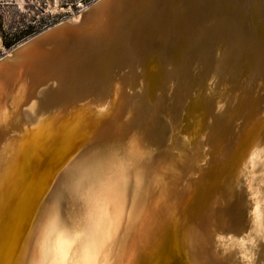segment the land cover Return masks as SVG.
<instances>
[{"label": "bare ground", "instance_id": "obj_1", "mask_svg": "<svg viewBox=\"0 0 264 264\" xmlns=\"http://www.w3.org/2000/svg\"><path fill=\"white\" fill-rule=\"evenodd\" d=\"M84 11L0 56V264H33L42 243L88 228L111 237L109 264H264L251 215L264 195V0H108ZM155 42L157 75L145 61ZM110 62L130 64L123 86L101 84ZM48 77L26 101L28 85ZM175 84L184 104L171 125L185 145L166 155L161 103L147 114L142 101ZM84 145L100 153V187L69 200L67 215L56 204L26 236L35 194Z\"/></svg>", "mask_w": 264, "mask_h": 264}, {"label": "water", "instance_id": "obj_2", "mask_svg": "<svg viewBox=\"0 0 264 264\" xmlns=\"http://www.w3.org/2000/svg\"><path fill=\"white\" fill-rule=\"evenodd\" d=\"M107 1L108 0H97L87 10H92V9L94 10L98 7V5L100 3H102V2L106 3ZM57 26L58 25H55V26H53L47 30H44L43 32H40V34H38V35H34V37L30 40L33 41V39L35 40V39L41 37L42 35L46 34L50 30H54V28H56ZM114 32L115 31L113 29H111L110 34H107L105 36V39L110 41L112 38H114V36H115ZM96 36H97V34H95V37ZM98 36H99V33H98ZM100 38L102 39V36H100ZM154 40L156 41L157 39L154 38ZM87 43H88V40H86V42H85V40L83 39V40H81V42L77 43L76 47H73V49L75 51L82 52V51H84ZM159 54H160L159 53V46H158V43L155 42L151 46V50L148 52V57L145 59V61L147 63L146 64L147 67L149 65L157 67V68H155L156 69L155 73L152 71L149 72V73H153V75H157L159 72V69H158L159 68L158 65L160 66V57H159L160 55ZM5 58L3 57V61L5 60ZM127 60L129 61L130 59L127 58L126 61ZM154 60H155V62H154ZM86 61H88V60H86ZM94 61H95L94 56L89 58L90 66H88L87 72H91L90 75H94V74L97 75V73L99 72V71L97 72V70L100 69L99 65H97V63ZM126 61L124 62V64L126 63ZM61 64H62L61 60L60 59L58 60V58H56V62H54L52 64V66L56 65V67L55 66L54 67H55V69L58 70V67H60ZM109 65H110L109 66L110 76H106V74L105 75L101 74V76H100L101 81H102L101 84L109 83V85H111V84H115L116 82L121 81L122 86H123L125 79L128 77V71H129L130 64L128 66L126 64L124 72H122V70H123L122 65L123 64H120L119 66H117V65H114L110 62ZM73 67H74V65H73ZM111 73H113V74H111ZM99 75H100V73L98 74V76ZM48 79H49V77L46 78L45 82L44 81L43 82L35 81V83H33V81H32L27 87V95H26L25 100L26 101L29 100V103H31V101L35 97V93L37 91L39 92L41 90V88H44V87L52 84V81L51 80L48 81ZM159 83H161V81L156 80L154 82V86L155 85L159 86ZM90 85H91V82L88 84V88L91 87ZM178 85L179 84H175L170 89H154L153 91H150V89H149V92H147L145 94V97L143 98V101H142V102H146V104L151 105L149 107L147 114L150 113L151 109H154V108H152V104L156 105L159 102L161 103V105H160L161 108H160L159 112H157L155 117L159 118V120H161V122H162L161 124L167 126L169 129V131H167V132H169V134L161 143V147H162L161 153L166 154V155H168V152L170 151V149H172V148L174 149L176 147H181V145L182 146L185 145V144L181 143L182 142L181 139L183 137L181 134H179L177 132L178 130L176 131L177 127L175 128V127H173L174 125H171L172 119H174L175 121H178L175 118V116H177V114H178L177 110H179L181 108L182 104H184V98H183V101L181 102V100L179 99L180 93L177 92L176 88H175ZM122 86H121V88H122ZM192 89H194V88H192ZM122 92L123 91L120 89L119 94L123 95ZM194 92H195V89H194ZM193 94H194L193 92L186 94V98H188L187 99L188 105H185V107L183 106V109H186V111L189 107L188 102L191 99ZM10 101L11 100H8V104L10 103ZM115 104H116L115 93L113 92V90H110L108 93V97L104 103V106H105L104 108L106 111L107 110L113 111V108L116 106ZM22 106L20 107L21 109L25 108ZM18 110L19 109H16V112ZM48 116H49V113H46V114L44 113L41 116V118L44 119ZM41 118H40V120L36 121L35 124L28 126V128L37 127L41 123V120H42ZM3 134H4L3 128L0 126V136H2ZM174 138H176V140L179 138V140H180V142L178 141L180 143L179 145L175 146L176 144H175V142H173L175 140ZM185 142L187 144V141H185ZM74 146L75 145H73L71 148L73 149ZM89 148L90 147H88L87 145H84L83 148L76 151L69 158L71 160L65 166L63 163H61L59 166L55 164L56 166H58L57 169L54 170V168H52L53 171L51 172L49 178L44 182V185H43L44 187H43L42 191L41 192L39 191V193L35 194V196H36V198L34 199L35 203L31 202L34 205V207L30 212V214H31L30 215V224H29L28 228L26 229V236H31L34 233V231L36 229L35 226L38 223L37 221L38 220L40 221L41 217L45 218V216H46L45 219H43V218L42 219L45 221L47 220L48 215H50L51 209L55 210L56 204H58V209H56V210L67 215L68 211H69V206H68L69 200L79 202L80 200H82L84 198V195L86 193L90 194V193H92L93 189H97V187L98 188L100 187L101 172L98 170V167H99L98 162H100V159H98V158L100 157V153H99V151L97 153H90L91 149H89ZM199 148H200L199 144H195L193 150H198ZM69 150H67V151L69 152ZM199 151H200V149H199ZM203 153H204L203 154L204 157H206L205 153H208V152L206 150ZM204 157H200V159L204 158ZM207 160L208 159L206 158V160H205L206 162L204 163L205 165H208ZM199 172L200 171L194 169V173L197 174ZM59 200H60V203H58ZM56 201H57V203H56ZM45 221H42V222H44L43 223L44 225L46 224ZM43 224H41V225H43ZM44 225L42 228H44ZM40 228H38L39 232H40Z\"/></svg>", "mask_w": 264, "mask_h": 264}, {"label": "rangeland", "instance_id": "obj_3", "mask_svg": "<svg viewBox=\"0 0 264 264\" xmlns=\"http://www.w3.org/2000/svg\"><path fill=\"white\" fill-rule=\"evenodd\" d=\"M96 1L0 0V56L44 30L64 21H76Z\"/></svg>", "mask_w": 264, "mask_h": 264}, {"label": "snow or ice", "instance_id": "obj_4", "mask_svg": "<svg viewBox=\"0 0 264 264\" xmlns=\"http://www.w3.org/2000/svg\"><path fill=\"white\" fill-rule=\"evenodd\" d=\"M260 152L261 162L264 163V148ZM251 158L250 155L249 159ZM251 215L254 229L264 238V195ZM90 233L91 228L60 233L54 241L42 243L38 247L37 258L33 264H109L106 259H102V253L111 237Z\"/></svg>", "mask_w": 264, "mask_h": 264}]
</instances>
